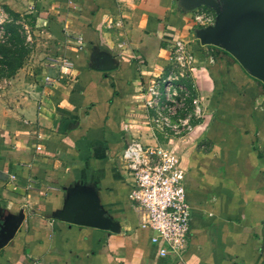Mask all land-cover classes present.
Here are the masks:
<instances>
[{"label": "crops", "instance_id": "crops-1", "mask_svg": "<svg viewBox=\"0 0 264 264\" xmlns=\"http://www.w3.org/2000/svg\"><path fill=\"white\" fill-rule=\"evenodd\" d=\"M7 3L55 31L59 53L0 80V226L24 214L0 264H264V87L192 38V11L177 0ZM184 40L205 113L165 145L186 171L193 220L187 249L161 257L122 156L146 137L149 89ZM74 192L94 195L116 229L61 220Z\"/></svg>", "mask_w": 264, "mask_h": 264}, {"label": "built area", "instance_id": "built-area-1", "mask_svg": "<svg viewBox=\"0 0 264 264\" xmlns=\"http://www.w3.org/2000/svg\"><path fill=\"white\" fill-rule=\"evenodd\" d=\"M214 19L211 16L207 21ZM177 49L178 57H184L181 54L187 50L183 41L177 42ZM193 103L201 114L204 108L200 99ZM122 157L131 177L130 203L146 215L142 226L151 231L152 243H163L159 255L183 253L192 234L193 208L187 198L186 171L180 156L164 147L143 148L136 140L124 149Z\"/></svg>", "mask_w": 264, "mask_h": 264}, {"label": "water", "instance_id": "water-1", "mask_svg": "<svg viewBox=\"0 0 264 264\" xmlns=\"http://www.w3.org/2000/svg\"><path fill=\"white\" fill-rule=\"evenodd\" d=\"M184 11L201 6L216 12L215 22L195 30L203 45H214L229 52L256 80L264 84V0H177ZM65 222L103 230L116 229V222L101 210L94 195L74 192L59 215ZM23 212L0 226V248L16 235Z\"/></svg>", "mask_w": 264, "mask_h": 264}, {"label": "rangeland", "instance_id": "rangeland-1", "mask_svg": "<svg viewBox=\"0 0 264 264\" xmlns=\"http://www.w3.org/2000/svg\"><path fill=\"white\" fill-rule=\"evenodd\" d=\"M7 2L8 0H0V24H23L32 45L26 64L38 54L46 53L49 54L47 56L53 57L58 55L59 39L55 31L45 30L44 27H29L23 14ZM211 16L216 17V12L207 6L192 10L191 18L194 22L190 31L192 38H197L196 29L205 27L207 22H210L209 25L215 22V19L213 22L207 21ZM188 41L184 40V43ZM181 55L184 57L179 58L178 54L173 57L169 67L149 89L150 99L146 109L149 119L142 124L146 137L142 140L137 138L143 148L152 150L165 148L173 136L185 134L205 113V110L201 114L196 112L193 100L197 98L198 93L193 76L194 66L187 52Z\"/></svg>", "mask_w": 264, "mask_h": 264}, {"label": "trees", "instance_id": "trees-1", "mask_svg": "<svg viewBox=\"0 0 264 264\" xmlns=\"http://www.w3.org/2000/svg\"><path fill=\"white\" fill-rule=\"evenodd\" d=\"M31 51L23 24H0V80L13 77L25 65Z\"/></svg>", "mask_w": 264, "mask_h": 264}]
</instances>
